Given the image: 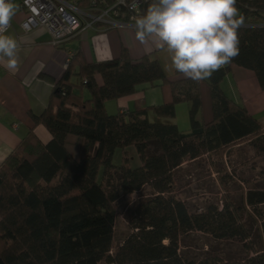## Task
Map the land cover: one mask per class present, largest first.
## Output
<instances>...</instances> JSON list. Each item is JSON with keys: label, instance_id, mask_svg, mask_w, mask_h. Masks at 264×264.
<instances>
[{"label": "trees", "instance_id": "16d2710c", "mask_svg": "<svg viewBox=\"0 0 264 264\" xmlns=\"http://www.w3.org/2000/svg\"><path fill=\"white\" fill-rule=\"evenodd\" d=\"M151 3L144 0L137 13L119 9L120 18L135 20ZM236 7L244 17L239 55L199 82L167 79L148 55L132 60L122 50L114 60L84 64L74 53L46 108L32 115L50 139L43 143L29 129L0 162V264H264V170L246 179L226 165L215 168L223 194L199 211L173 196L175 172L185 162L213 154L224 158L247 144L264 163V126L220 85L236 65L252 71L264 89V0H236ZM201 82L209 89V122L198 118ZM157 85H168L169 102L113 114L105 110L106 101ZM178 103L188 104L187 130L172 121ZM68 136L82 140L77 158L66 146ZM130 148L139 161L135 166L127 156ZM116 149L120 164L112 162ZM230 183L247 185L237 203ZM145 186L151 192L134 204L131 232L114 246L116 201ZM194 231L217 241L238 240L244 254L188 258L180 241Z\"/></svg>", "mask_w": 264, "mask_h": 264}, {"label": "crops", "instance_id": "0c3cea01", "mask_svg": "<svg viewBox=\"0 0 264 264\" xmlns=\"http://www.w3.org/2000/svg\"><path fill=\"white\" fill-rule=\"evenodd\" d=\"M79 7H87L88 0H71ZM16 6L8 35L17 39L19 65L15 70L7 69L0 64V162L17 146L21 138L32 129L38 139L45 143L50 139L46 128L34 124L32 115H39L48 105L54 85L65 71L74 53H79L84 64L95 61L116 59L122 50H126L132 60L143 56L157 59L167 79L184 78L172 66L169 54L164 50L140 44L135 38V29L131 27L106 30L88 29L69 39L60 47H54L49 33L43 27L23 31L20 23L25 18V11L19 6L18 0H12ZM79 60L75 62V68ZM96 82L101 84L100 75H95ZM224 93L264 126V89L260 88L254 73L248 69L232 65L230 72L220 83ZM86 96V91H83ZM171 100L168 85L142 86L131 95L106 101L105 110L113 114L122 110H142L151 105L166 103ZM201 109L198 115L202 122L212 119L211 102L208 86L200 83ZM180 117L181 125L177 117ZM179 129L189 127L188 104L178 103L175 117L172 120ZM74 141L82 147V140L68 136L66 142ZM70 154L77 158V152L69 149ZM137 165V164H136Z\"/></svg>", "mask_w": 264, "mask_h": 264}, {"label": "clouds", "instance_id": "9594fccd", "mask_svg": "<svg viewBox=\"0 0 264 264\" xmlns=\"http://www.w3.org/2000/svg\"><path fill=\"white\" fill-rule=\"evenodd\" d=\"M15 11L12 0H0V64L10 70L19 65L20 45L6 34ZM134 24L140 44L166 51L176 72L199 82L239 55L244 17L236 0H152Z\"/></svg>", "mask_w": 264, "mask_h": 264}, {"label": "rangeland", "instance_id": "374dc122", "mask_svg": "<svg viewBox=\"0 0 264 264\" xmlns=\"http://www.w3.org/2000/svg\"><path fill=\"white\" fill-rule=\"evenodd\" d=\"M175 121H178V124L181 125L179 116ZM66 146L74 153L77 152L79 156L81 152L80 144L69 141L66 142ZM127 156L131 158V166L138 164V158L131 148L127 151ZM112 162L114 164H120L122 162L121 151L119 149L115 150ZM223 165L224 167L226 165L230 171L235 169L237 177L246 179L264 170V163H262L261 159L254 157L253 151L247 144H241L239 147L232 148L224 158H219L218 155L213 154L210 159L203 157L195 161L185 162L175 172L173 196L183 200L192 212L202 210L212 202L220 201L223 191L217 183L215 168H222ZM239 184L230 183L229 185L230 195L236 203L239 201L241 188L247 186ZM150 192L149 187L145 186L139 191L118 198L115 203L114 246L122 243L125 237L131 232L128 219L134 204L147 197ZM180 250L188 258H199L205 255L215 254L224 258L235 259L244 254L240 241H217L209 235L198 231L190 232L181 238ZM98 264L109 263L101 261Z\"/></svg>", "mask_w": 264, "mask_h": 264}, {"label": "built area", "instance_id": "2783aa9c", "mask_svg": "<svg viewBox=\"0 0 264 264\" xmlns=\"http://www.w3.org/2000/svg\"><path fill=\"white\" fill-rule=\"evenodd\" d=\"M143 1L88 0L87 7L81 8L71 0H18L19 6L25 11L20 26L23 31L43 27L50 35L49 42L54 47H60L88 29H135L134 16L122 20L123 15L120 18L118 10L137 13Z\"/></svg>", "mask_w": 264, "mask_h": 264}]
</instances>
